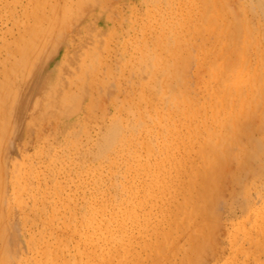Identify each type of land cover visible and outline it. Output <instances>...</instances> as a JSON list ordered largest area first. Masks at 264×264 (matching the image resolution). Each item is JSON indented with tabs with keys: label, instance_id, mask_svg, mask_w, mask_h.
Wrapping results in <instances>:
<instances>
[{
	"label": "rangeland",
	"instance_id": "rangeland-1",
	"mask_svg": "<svg viewBox=\"0 0 264 264\" xmlns=\"http://www.w3.org/2000/svg\"><path fill=\"white\" fill-rule=\"evenodd\" d=\"M191 1L0 0V86L12 87L0 120V264H139L148 255L140 264H150L157 254L151 249L170 227L164 264H189V257L192 264H264V0H218L225 13L212 8L206 18L203 1L212 0ZM35 37L42 38L36 54L22 74L13 72ZM238 75L245 82L236 87ZM222 103L229 105L224 113L216 106ZM230 114L243 126L236 140L216 127ZM197 127L210 134L198 135ZM219 134L230 139L210 180L213 224L193 218V225L205 222L200 253L172 228L173 211L192 194L188 173L202 169L204 141L211 135L213 144Z\"/></svg>",
	"mask_w": 264,
	"mask_h": 264
},
{
	"label": "bare ground",
	"instance_id": "bare-ground-1",
	"mask_svg": "<svg viewBox=\"0 0 264 264\" xmlns=\"http://www.w3.org/2000/svg\"><path fill=\"white\" fill-rule=\"evenodd\" d=\"M197 1H199V0H197ZM222 2L224 1V0H221ZM221 1H219V2H221ZM75 2V1H74ZM76 2H77V0H76ZM190 2H192L191 0H190ZM204 2V4L202 5V6H204L205 7V10H204V17L206 18L207 16H206V14H208V12H210V10H220V12H221V9H224V8H222V7H224V6H222L223 5V3H226L225 1L222 3V5H220L219 3H218V0L217 1H215V2H217L218 3V5H217V3H215L213 0H212V2H209V1H203ZM210 4H212V6L210 5ZM34 5V4H33ZM191 5V4H190ZM195 5V4H194ZM193 6V5H192ZM200 6V5H199ZM78 7V6H77ZM203 7V8H204ZM35 8H36V6H35ZM50 8H52V6L50 7ZM213 8V9H212ZM221 8V9H220ZM48 9V8H47ZM191 9V8H190ZM51 10V9H50ZM203 10V9H202ZM228 10V9H227ZM201 11V10H200ZM220 12H217L218 14L220 13ZM212 13H214V15H215V11H213ZM222 13V12H221ZM223 13H225V12H223ZM223 13H222V15H223ZM213 15V14H212ZM219 15H221V14H219ZM219 15H215V16H217V17H219L218 18V20L220 19V23H221V20H222V15H221V17L219 16ZM226 15H228V14H226ZM231 16V15H230ZM212 17V16H211ZM203 18V17H202ZM213 18V17H212ZM225 19V18H224ZM121 20V19H120ZM214 21H217L216 19H213ZM212 19H211V21H213ZM226 20V22H228V20L227 19H225ZM203 21H204V19H203ZM233 21V20H232ZM218 22V21H217ZM203 23V22H202ZM209 23V22H208ZM211 23V22H210ZM209 23V24H210ZM215 23V22H214ZM229 23V22H228ZM230 23H231V21H230ZM229 23V24H230ZM217 24V23H216ZM232 24V23H231ZM211 25H213L212 23H211ZM219 25V24H218ZM221 25V24H220ZM220 25H219V27H220ZM198 26V25H197ZM214 26V25H213ZM213 26H211V27H213ZM222 26V25H221ZM246 26V25H245ZM29 27V26H28ZM36 27V26H35ZM200 27H201V25H200ZM210 27V28H211ZM218 26H217V30H219L220 28H219ZM230 27V26H229ZM237 27H239V26H236V25H234L233 26V28H234V35H233V38L236 36V34H237ZM196 28V27H195ZM202 28V27H201ZM201 28H200V30H201ZM222 28H224V26L222 27ZM221 28V29H222ZM209 29V28H208ZM224 29H228V28H224ZM198 30H199V28H198ZM198 30H196L195 29V31H197L199 34H201L202 33V31H198ZM214 30L216 31V26H215V28H214ZM213 30V31H214ZM231 30V29H230ZM35 31V30H34ZM207 31V30H206ZM225 31V30H224ZM252 31V30H251ZM207 32H209V31H207ZM219 32V31H218ZM221 32H222V34H223V31L221 30ZM25 33H26V31H25ZM225 33V32H224ZM228 33V32H227ZM252 33V32H251ZM24 34V33H23ZM181 34H182V32H181ZM197 34V33H196ZM195 34V35H196ZM209 34H211L210 32H209ZM216 35H218V33H217V31H216V33H215ZM246 34H248V33H246ZM194 35V34H193ZM198 35V34H197ZM196 35V36H197ZM212 35H213V32H212ZM215 35V36H216ZM225 35V34H224ZM179 36H180V34H179ZM182 36V35H181ZM180 36V37H181ZM214 36V35H213ZM219 36V35H218ZM217 36V37H218ZM223 36V35H222ZM183 37V36H182ZM221 37V36H220ZM228 37H229V35H228ZM228 37H226L227 39H228ZM197 38V37H196ZM219 38V37H218ZM222 38V37H221ZM221 38H219V39H221ZM224 38V37H223ZM235 38H237V37H235ZM235 38H234V40L233 41H235ZM178 39V38H177ZM182 39V38H181ZM188 39V38H187ZM250 39V38H249ZM41 40H42V38L41 37H35V38H33L32 39V41H30V42H28L27 43V46H26V48L24 49V50H22L21 51V61H20V63L19 64H17V65H15L13 68H12V70H13V72H18V73H20V74H22L21 72L29 65V63H30V59H32L33 58V55H35L36 54V52L34 51V50H36V47H37V45L41 42ZM222 40V39H221ZM221 40L219 41V43L221 42ZM254 40V39H253ZM25 41V40H24ZM223 41H226V39H224ZM229 41V40H228ZM228 41H226L227 42V44H228ZM245 42H247V41H245ZM235 43V42H234ZM233 43V44H234ZM225 44V43H224ZM230 44V43H229ZM178 46V45H177ZM248 46V45H247ZM250 46V45H249ZM234 47V46H233ZM236 47V46H235ZM6 49V48H5ZM4 49V50H5ZM13 49V48H12ZM224 49V48H223ZM222 49V50H223ZM227 49H228V46H227ZM234 49H236V48H234ZM238 49V48H237ZM226 49H224V51H225ZM232 50V49H231ZM239 51H241L240 49H238ZM238 50H235V51H238ZM248 50V49H247ZM215 51V50H214ZM262 51H263V49H262ZM211 52L212 51H210V55L212 56L213 54H215L216 55V53L215 52H213V54H211ZM227 52V51H226ZM246 52V51H245ZM264 52V51H263ZM203 53H205V52H203ZM202 53V54H203ZM230 53V52H229ZM247 53V52H246ZM179 54V53H178ZM177 54V55H178ZM241 54V53H240ZM244 54V53H243ZM12 55V54H11ZM175 55V54H174ZM205 55V54H204ZM207 55H209V54H207ZM215 55H213V56H215ZM246 55V54H245ZM262 55V54H261ZM203 57H206V55L205 56H203ZM209 57V56H208ZM208 57H207V59H208ZM233 57V56H232ZM236 57H237V55H236ZM246 57V56H245ZM202 57H200V60H202L201 59ZM218 58V57H217ZM175 59V58H174ZM180 59V58H179ZM199 59V58H198ZM197 59V60H198ZM212 59H215V58H212ZM219 59H220V57H219ZM219 59H217V60H219ZM236 59V58H235ZM248 59V58H247ZM259 59V58H258ZM176 60V59H175ZM203 60H206L205 58L203 59ZM209 60V59H208ZM208 60H206V62H208ZM223 60V59H222ZM263 60H264V58H263ZM186 61V60H185ZM189 61V60H188ZM212 61V60H211ZM213 61H215V60H213ZM226 61V60H225ZM229 61V60H228ZM228 61H226V62H228ZM237 61V60H236ZM244 61H246L245 59H244ZM182 62V61H181ZM209 62H210V60H209ZM226 62H224V63H226ZM230 62H231V60H230ZM230 62L228 63V64H225V65H227L226 67H228V66H230L229 64H230ZM255 62V61H254ZM186 63V62H185ZM200 63V62H199ZM211 63L212 62H210L209 64L211 65ZM219 63V62H218ZM237 63H238V61H237ZM246 63H248V61L246 62ZM261 63V62H260ZM215 64H216V61L214 62V63H212V65H213V67L215 66ZM236 64V63H235ZM264 64V63H263ZM1 65V64H0ZM4 65H5V63H4ZM4 65H3V68H5L4 67ZM182 65V64H181ZM198 65V64H197ZM205 65V64H204ZM208 65V64H207ZM224 65V66H225ZM237 65V64H236ZM252 65V64H251ZM165 66V65H164ZM198 66H200V65H198ZM221 66H223V65H221ZM220 66V67H221ZM239 66V65H238ZM241 66H244V64L243 65H241ZM175 67V66H174ZM201 67V66H200ZM199 67V68H200ZM204 67V66H203ZM212 67V66H211ZM225 67V68H226ZM240 67V66H239ZM6 68H8V67H6ZM10 68V67H9ZM202 68V67H201ZM215 68V67H214ZM213 68V69H214ZM233 68H234V66H233ZM237 68V67H236ZM242 68V67H241ZM240 68V69H241ZM259 68L260 67H258L257 69L259 70ZM207 69H208V67H207ZM206 69V70H207ZM235 69V68H234ZM233 69V70H234ZM243 69V68H242ZM244 69H246V68H244ZM209 70V69H208ZM229 70V69H228ZM246 70H248V69H246ZM250 70V69H249ZM226 71V70H225ZM240 71V70H239ZM242 71V70H241ZM245 71V70H244ZM257 71V70H256ZM210 72V71H209ZM216 72V71H215ZM217 72H218V70H217ZM222 73H223V71H221ZM249 72V71H248ZM259 72L260 73H262L261 72V70H259ZM246 73V72H245ZM210 74V73H209ZM215 74H217V73H215ZM224 74V73H223ZM222 74V75H223ZM226 74V73H225ZM234 74V73H233ZM239 74L241 75V73L239 72ZM247 74V73H246ZM252 74V73H251ZM250 74V75H251ZM256 73L254 72V75H255ZM9 75V74H8ZM8 75H6V77L8 76ZM222 75H220V73H219V75L217 74V76H221L220 78L219 77H217V78H215V79H220V80H224V78H222ZM230 75V74H229ZM243 75V74H242ZM108 76V75H107ZM243 76H245V75H243ZM209 77H211V76H209ZM237 77V76H236ZM248 77H253V75L252 76H248ZM222 78V79H221ZM226 78H228V76L226 77ZM232 78V77H231ZM233 78H235V77H233ZM242 78V77H241ZM215 79H213V81L215 80ZM251 79H253V78H251ZM2 81V80H1ZM6 81V80H5ZM225 81V80H224ZM223 81V82H224ZM249 81H250V78H249ZM249 81H247L246 80V82H249ZM7 82V81H6ZM11 82V81H10ZM210 82H212V81H208V83H210ZM219 82V84H220V81H218ZM222 81H221V83H223ZM233 82L235 83V86L236 87H238V85H236V84H239L240 86H241V84H243V82H245L244 80H242V79H240L239 78V75H238V77L235 79V81L233 80ZM253 82V80L251 81V83ZM1 83V82H0ZM8 83H9V81H8ZM207 83V84H208ZM213 83V82H212ZM211 83V84H212ZM225 83H227V79H226V82ZM251 83H247V84H251ZM2 84V83H1ZM215 84H218V83H215ZM218 84V86L220 87L221 85H219ZM254 83H252V85H253ZM257 83H256V81H255V85H256ZM9 87H7V86H4V85H1L0 86V100H2L4 97H5V95L6 94H4V93H6V91H8L7 89H11L12 87H11V83H9ZM214 85V84H213ZM225 85V84H224ZM227 85H229L228 83H227ZM226 85V86H227ZM252 85H250V86H252ZM212 86V85H211ZM239 86V87H240ZM260 85H259V83H258V86H256V88H254V89H257V91H259V89L257 88V87H259ZM262 86V85H261ZM210 87V86H209ZM213 87V86H212ZM222 87V86H221ZM220 87V88H221ZM228 87V86H227ZM230 87V86H229ZM235 87V88H236ZM253 87H254V85H253ZM252 87V88H253ZM262 87H264V86H262ZM261 87V88H262ZM6 88V89H5ZM215 88H217L216 86H215ZM224 88V87H223ZM209 89V88H208ZM165 90H167V89H165ZM214 90V89H213ZM216 90V89H215ZM226 90H228V89H226L225 88V90H223V91H226ZM230 90H232V88H230ZM243 89H241L240 88V90L238 89V90H235L237 93H238V95L239 94H241L242 92H240V91H242ZM11 91V90H10ZM210 91V90H209ZM216 91H218V90H216ZM239 91V92H238ZM220 91H218V93H219ZM261 92V91H260ZM9 93V92H8ZM210 93V92H209ZM230 93H232L231 91H230ZM234 93V92H233ZM233 93L232 94H229V91H228V93L227 94H229V97H230V95H233ZM262 93V92H261ZM220 94V93H219ZM219 94H216V96H218ZM224 94V93H223ZM226 93H225V95H227ZM8 95V94H7ZM209 95H211V94H209ZM242 96H243V94H241ZM241 95H239V99L240 98H243V97H241ZM260 95V94H259ZM228 96V95H227ZM212 97H215V94H214V96L212 95ZM211 97V98H212ZM224 97V96H223ZM236 97H238V96H236ZM246 97V96H245ZM12 98V97H11ZM10 98V99H11ZM211 98H209V99H211ZM219 98V97H218ZM263 98H264V96H263ZM5 99V98H4ZM208 99V100H209ZM214 99V98H213ZM227 99V98H226ZM229 99V101H228V103L230 102V98H228ZM245 99V98H244ZM236 100H238V99H236ZM235 100V101H236ZM248 100H250V99H248ZM210 101V100H209ZM239 101V100H238ZM246 101V100H245ZM252 101V100H251ZM204 102V101H203ZM215 102V101H214ZM214 102H212L213 104H214ZM232 102H234V100L232 101ZM253 102V101H252ZM8 102L6 101V99L4 100V101H0V120L1 119H7V118H3V114L5 115V113H6V117H7V111H4V112H2L3 110L2 109H4L3 107L7 104ZM228 103H224L225 104V106H224V104L222 103V105L220 104V105H216L217 107H219V110L221 111V113H224L223 112V110L222 109H224L223 107H226V105L228 104ZM231 103V102H230ZM238 103V102H237ZM244 104H245V102H243ZM246 103H249L248 105H246V106H243L244 108L245 107H248L249 105H250V101H246ZM205 104V103H204ZM239 104V103H238ZM242 103H240V105H241ZM240 105H237V106H240ZM189 106V105H188ZM207 106H209V104L207 105ZM214 106V105H213ZM228 106V109H229V105H227ZM234 106H235V108H236V105H235V103L233 104V109L235 110V108H234ZM241 106V108H243ZM264 106V105H263ZM194 107V106H193ZM198 107V106H197ZM205 108H206V106H204ZM204 107H202V109H201V111H205V108ZM190 108H192L191 106H190ZM189 108V109H190ZM199 108V107H198ZM209 108L210 107H208V110H209ZM211 108H212V106H211ZM222 108V109H221ZM227 108V107H226ZM238 108V107H237ZM251 108V107H250ZM187 109V108H186ZM188 109V110H189ZM227 109V110H228ZM191 110V109H190ZM189 110V111H190ZM194 110V109H193ZM192 110V111H193ZM199 110V109H198ZM207 110V111H208ZM214 110V109H213ZM225 110V109H224ZM234 110H233V112H234ZM253 110H255V109H253ZM197 111V110H196ZM201 111H197L195 114H194V116L196 115V117H198L197 116V114L199 113V112H201ZM207 111H205V112H207ZM216 111V110H215ZM218 111V110H217ZM244 111H246V110H244ZM191 112V111H190ZM194 112H195V110H194ZM193 112V113H194ZM232 112V113H233ZM252 112H254V111H252ZM251 112V113H252ZM180 113V112H179ZM218 113V112H217ZM235 113V112H234ZM201 114V113H200ZM199 114V115H200ZM216 114V113H215ZM243 114V113H242ZM248 114H249V112H248ZM189 115V117H190V114H188ZM202 115H204L203 113H202ZM206 115H208V114H206ZM210 113H209V117H210ZM217 115V114H216ZM223 115V114H222ZM230 115H232V116H230ZM230 115H228V116H226V117H228V118H223V119H227V121L226 122H224L223 123V126L221 125V123H220V121L219 122H217V118H215V123H220V125L219 126H216L217 128H220V127H223L224 128V126H225V129H223L222 128V130L224 131V130H226L227 132H230L231 133V135L234 133V136H235V138H234V140H236V138H237V136H236V134H238L240 131H241V129H243V126L241 127L240 126V123H239V120L240 119H238V118H236V119H234L233 118V114H230ZM235 115V114H234ZM236 115H238V112L236 113ZM235 115V116H236ZM241 115V114H240ZM185 116V115H184ZM213 116V115H212ZM234 116V117H235ZM245 117H246V113H245V115H244ZM251 116V115H250ZM196 117H194V120H192V118H193V116H192V118H190V120L193 122H196L195 120H196ZM213 117H215V115L213 116ZM201 118V117H200ZM239 118H241V116L239 117ZM203 119V118H202ZM201 119V120H202ZM208 119V118H207ZM244 119V118H243ZM204 120V119H203ZM210 120H212V119H210ZM219 120H221V119H219ZM198 121V120H197ZM213 121V120H212ZM222 121V120H221ZM243 121V120H242ZM188 122H190L189 120H188ZM192 122H190L191 123V126L193 127L194 125H192L193 123ZM202 123V121H200V124ZM209 123V122H208ZM211 123V122H210ZM214 123V122H213ZM195 124V123H194ZM200 124H198L199 125V127H200ZM204 124H206V123H204ZM203 124V125H204ZM225 124V125H224ZM196 125V124H195ZM197 125V126H198ZM202 125V126H203ZM209 125V124H208ZM214 125V124H213ZM212 125V126H213ZM230 125V126H229ZM232 125H234V129L233 130H231L230 129V127H232ZM3 126H5V125H3ZM215 126H213V127H215ZM195 127V126H194ZM206 127H208L209 128V126H206ZM212 127V128H213ZM215 127V128H216ZM1 128V127H0ZM2 129V128H1ZM6 128H3L2 130L5 132L6 130H5ZM193 129V128H192ZM191 129V130H192ZM198 131H195V132H197L198 133V135H201V133L203 132V133H205L203 130H199V128L197 127L196 128ZM252 129V128H251ZM208 129H206V131H207ZM210 130H212L211 129V127H210ZM214 130H216V129H214ZM219 130V129H218ZM213 131V130H212ZM225 131V132H226ZM199 132H201V133H199ZM218 132V131H217ZM221 132V131H220ZM219 132V133H220ZM226 132V133H227ZM202 133V134H203ZM224 133V132H223ZM222 133V134H223ZM225 133V134H226ZM189 134H190V132H189ZM189 134H187V135H189ZM194 134V132L192 131V135ZM206 134V133H205ZM207 134H210V133H207ZM206 134V135H207ZM216 134H218V133H216V131H215V136H216ZM229 134V133H228ZM1 135V134H0ZM192 135H190V136H192ZM195 135H197V134H195ZM212 135V134H211ZM209 136V138L210 137H212V136ZM221 134H219V136H220ZM230 135V134H229ZM228 135V136H229ZM239 135H240V133H239ZM3 136V135H2ZM189 136V137H190ZM202 136H205V135H202ZM201 136V137H202ZM208 136V135H207ZM218 135H217V137H219ZM227 135H222V136H220V137H222L221 139L219 138V140H216V142L214 143L213 141V144H211V142H210V140H209V138L207 139L208 140V142H207V140L206 141H204L203 139H201V140H203L204 141V146H206V152H205V150H203L202 152L200 151V160L199 159H197V160H199V161H202V162H200L201 164L200 165H202L203 167H202V169L200 170V171H195V169H193L192 170V167H191V170H192V176L194 177V179H193V181H192V176H191V178H190V172L188 173V176H189V179H188V176L186 177L187 179H188V185L186 186V188H187V190L189 191V192H192V194L191 193H189L188 195V198L187 199H185V202H184V199H183V203H182V205H184V207L182 206V207H179V205L177 206V211H176V209H175V213H174V211H173V216L175 217V219H174V217H173V222H172V228H176V229H179V228H181L182 230H180L181 232H180V234H179V236H181L182 238L183 237H188L189 239H187V241L188 240H190L191 239V242H193L194 243V246H193V248L194 249H199V247H200V244L202 243H200L199 241L200 240H202L203 238H204V240L206 241V240H208V239H206V237H207V235H206V230L205 231H203L204 229H202L203 228V225H201V222L203 223V221H200L199 220V222H197L196 224H194L193 225V223L195 222L194 220H193V218L195 217V216H200L201 218H199V219H201V220H205V222L208 220L209 222H211L212 221V218L213 217H211V219L209 220L208 219V216L209 215H211V213H209L208 212V204L210 203V197H213V196H211L212 195V193H213V190H214V184L213 183H210V180L212 179H214V177H216V175H217V169H218V166L219 165H222L221 163H223L224 162V160H225V157H226V155H227V153L228 152H225L226 150V147H225V149L222 151V153L224 152L225 153V155H224V153H223V156H225V157H223L222 156V153H221V149H220V147H221V145L224 143V142H226V141H229V137H228ZM184 137V136H183ZM188 137V138H189ZM193 138H196L194 135L192 136ZM192 137H190L191 139H192ZM198 137V136H197ZM229 138V139H228ZM178 139V138H177ZM183 139V138H182ZM199 139H200V137H199ZM193 140H195V142H196V139H193ZM192 140V142H194ZM200 140V141H201ZM232 140H233V138H232ZM182 141V140H181ZM184 141V140H183ZM178 142V141H177ZM188 142V141H187ZM195 142H194V144H195ZM205 142H206V144H205ZM234 142V141H233ZM240 142V141H239ZM184 143V142H183ZM186 143V142H185ZM197 143V142H196ZM209 143V144H208ZM227 143V142H226ZM191 144V143H190ZM201 144H203V143H201ZM225 144V143H224ZM228 144V143H227ZM237 144H238V142H237ZM181 145V144H180ZM183 145V144H182ZM181 145V146H182ZM199 145V144H198ZM233 145V144H232ZM239 145V144H238ZM253 145V144H252ZM178 146V145H177ZM203 145H202V147L203 148H205ZM225 146V145H224ZM234 146V145H233ZM236 147H237V145H236ZM242 147V146H241ZM243 148H244V146H243ZM247 148V147H246ZM184 149V148H183ZM220 149V150H219ZM229 149H230V147H229ZM187 150V149H186ZM185 150V151H186ZM241 150V149H240ZM229 151V150H228ZM182 152V151H181ZM243 151H241V153H242ZM207 153V154H206ZM186 154H188V153H186ZM198 154V153H197ZM249 154V153H248ZM185 155V154H184ZM209 155V156H208ZM219 155V156H218ZM221 155V156H220ZM244 155V154H243ZM185 157V156H184ZM188 157V156H187ZM197 157V156H196ZM220 157V158H219ZM223 157V158H222ZM244 157V156H243ZM242 157V158H243ZM259 157H260V155H259ZM224 159V160H222V159ZM188 160V159H187ZM186 160V161H187ZM181 161H183V160H181ZM180 161V162H181ZM0 164H1V161H0ZM186 164V163H185ZM196 165V164H195ZM175 166H177V165H175ZM192 166V165H191ZM184 167V166H183ZM177 168V167H176ZM179 168V167H178ZM180 168H181V166H180ZM188 168H190V165L188 166ZM195 168V167H194ZM197 168V167H196ZM213 168V169H212ZM174 169V168H173ZM180 170H182V169H180ZM214 171V174L215 175H213L211 172H213ZM177 172H181V171H177ZM176 172V173H177ZM186 172V171H185ZM200 173H204V175H200ZM181 174V173H180ZM179 174V175H180ZM183 174H185L184 172H183ZM196 174V175H195ZM212 174V175H211ZM187 175V174H186ZM185 175V176H186ZM261 176V175H260ZM256 177V176H255ZM179 178V177H178ZM182 178H183V176H182ZM199 181H198V180ZM220 179V178H219ZM218 179V180H219ZM180 180V179H179ZM217 180V179H216ZM168 181V180H167ZM171 181H173L172 179H171ZM177 181V180H176ZM181 181V180H180ZM185 181V180H184ZM174 182V181H173ZM179 182V181H178ZM217 182V181H216ZM166 183H171V182H166ZM161 184H163V183H161ZM173 185H174V183H172ZM159 185V184H158ZM165 185V184H164ZM171 185V184H170ZM181 185V184H180ZM177 186H178V184H177ZM176 186V187H177ZM161 187V186H160ZM170 187V186H169ZM169 187H168V189H169ZM159 188V187H158ZM165 188V187H164ZM164 188H162V192H164L163 190H164ZM179 188V187H178ZM182 189H183V187H181ZM167 189V190H168ZM176 189V188H175ZM257 189H258V187H257ZM166 190V189H165ZM186 190V191H187ZM171 191V190H170ZM172 192H173V190H172ZM175 192V191H174ZM264 192V191H263ZM178 194H179V191L177 192ZM185 193V192H184ZM183 193V194H184ZM165 194V193H164ZM173 194V193H172ZM182 194V196H185V194L183 195ZM248 194V193H247ZM167 195H168V193H167ZM174 195V194H173ZM175 195H176V193H175ZM249 195V194H248ZM163 196V195H162ZM165 196V195H164ZM263 196V195H262ZM170 197V196H169ZM173 197V196H172ZM247 197V196H246ZM181 199V198H180ZM167 200V199H166ZM173 200H175V199H173L172 198V200L171 201H173ZM177 200V199H176ZM249 202V201H248ZM168 203V202H167ZM172 203V202H171ZM170 204V203H169ZM177 204V203H176ZM181 205V204H180ZM170 205H168L167 207H169ZM234 206V205H233ZM173 209V208H172ZM209 211H211V209L209 210ZM263 211H264V209H263ZM259 213V212H258ZM172 214V213H171ZM170 214V215H171ZM251 214V213H250ZM253 215V214H252ZM169 216V215H168ZM168 216H167V218H168ZM255 216V215H254ZM249 217V216H248ZM1 221V220H0ZM169 222H171L170 221V217H169V220H168V223ZM205 222L203 223V224H205ZM209 222L207 223V224H209ZM262 222V221H261ZM212 224H213V222H211ZM263 223H264V221H263ZM206 224V228H207V225ZM252 224H254L253 222H252ZM252 224H251V226H252ZM168 225V224H167ZM209 225H211V224H209ZM244 226V225H243ZM2 227V226H1ZM169 227H170V225H169ZM169 227H167L168 229H169ZM193 227V228H192ZM209 227V229L208 230H210L211 229V226H208ZM213 227V226H212ZM256 227V226H255ZM190 228H192L193 229V231L191 232V229ZM245 228V227H244ZM238 229V228H237ZM242 229V228H241ZM260 229V228H259ZM167 230V229H166ZM172 230L173 229H171V227H170V229L168 230V231H163L164 232V234L163 235H161V237H162V241H160V242H156L155 243V246H154V248H152L151 250L153 251L154 250V252H157V254L155 253H153L154 255H156V256H153L152 258H150L149 260L151 261V263L150 264H164V263H162V262H165L164 261V259H165V257L168 259V257L166 256V255H168L166 252H169V251H171V249H168V250H166V248H168V247H171V246H167V243L169 244V242H170V244L172 245V241H171V234H172ZM254 230V229H253ZM176 231V230H175ZM185 231V232H184ZM188 231H190L189 232V234H186L185 235V233L186 232H188ZM197 231V232H196ZM246 231V230H245ZM244 231V232H245ZM173 232H174V230H173ZM177 232V231H176ZM184 232V233H183ZM204 232V233H203ZM209 232V231H208ZM256 232V231H255ZM258 232V231H257ZM263 232V231H262ZM246 233V232H245ZM239 234V233H238ZM240 234H242V233H240ZM247 234H248V232H247ZM261 234V233H260ZM183 235V236H182ZM189 235H190V237H189ZM237 235V234H236ZM258 235V234H257ZM262 235H264V233L262 234ZM175 236H176V233H175ZM178 236V237H179ZM243 236V235H242ZM245 236V235H244ZM251 236V235H250ZM261 236V235H260ZM160 237V236H159ZM180 237V239H182ZM246 237V236H245ZM262 237V236H261ZM249 238V237H248ZM258 238H259V236H258ZM3 239V238H2ZM175 239V238H174ZM243 239V238H242ZM255 239V238H254ZM158 240V239H157ZM178 240H179V238H178ZM183 240H184V238H183ZM182 240V241H183ZM155 241H156V239H155ZM180 241V240H179ZM186 241V242H187ZM203 241V240H202ZM241 241V240H240ZM247 241V240H246ZM256 241H258L257 239H256ZM256 241H254L255 243H256ZM188 242H190V241H188ZM252 242V241H251ZM3 243V242H2ZM151 243V242H150ZM149 243V244H150ZM204 243H206V242H204ZM234 243V242H233ZM241 243V242H240ZM254 243V244H255ZM263 243V242H262ZM252 244V243H251ZM145 245V244H144ZM144 245L142 246V247H144ZM151 245V244H150ZM232 245V244H231ZM146 247H147V245H145ZM153 246V245H152ZM167 246V247H166ZM237 246V245H236ZM239 246H240V244H239ZM150 246H148L146 249H148ZM166 247V248H165ZM180 247V246H179ZM187 247V246H186ZM232 247V246H231ZM234 247L235 246H233L232 248L234 249ZM172 248V247H171ZM181 248V247H180ZM191 248V247H190ZM231 248V249H232ZM236 248H239V247H236ZM194 249H191L192 251H194ZM239 249H241V248H239ZM243 249V248H242ZM0 250H2V249H0ZM141 250L143 251V250H145V249H142L141 248ZM150 250V249H149ZM150 250V251H151ZM189 250V249H188ZM200 250V249H199ZM198 250V252H196L195 254H199V252L201 251H199ZM3 251V250H2ZM185 251H187V250H185ZM190 251V250H189ZM245 251H247V250H245ZM250 251V250H249ZM139 252V251H138ZM144 252V251H143ZM118 253V252H117ZM121 253V252H120ZM119 253V254H120ZM145 253V252H144ZM148 253H150V252H148ZM147 253V254H148ZM170 253V252H169ZM191 251H190V255L189 256H191ZM194 253V252H193ZM200 253H202V251L200 252ZM242 253V252H241ZM123 254V256L125 255L124 253H122ZM143 254V253H142ZM197 254V255H198ZM261 254V253H260ZM139 255V254H138ZM151 255V254H150ZM174 255H175V253H174ZM259 255V254H258ZM118 256V255H117ZM176 256H177V254H176ZM175 256V257H176ZM182 256V255H181ZM181 256H180V258H181ZM193 256V255H192ZM195 256V255H194ZM199 256H201V255H199ZM233 256V255H232ZM249 254H248V258H249ZM256 256V255H255ZM260 256V255H259ZM0 257H2L1 255H0ZM112 257V256H111ZM114 257V256H113ZM112 257V258H113ZM121 256H119V259H121L120 258ZM150 256L148 255V256H146L145 257V259H143V260H145L146 261V258H149ZM172 257H173V255H172ZM110 258V256L107 258V259H109ZM187 258V257H186ZM190 258L191 257H189L188 259L190 260ZM253 258H255V257H253ZM116 259H118V257L117 258H115L114 260H116ZM124 260H125V258H123ZM186 260L189 264H192V262L194 261V260H192V261H189V260ZM194 259V258H193ZM261 259V258H260ZM0 260H2L1 258H0ZM113 260V259H112ZM143 260H140V263H142L141 261H143ZM3 261V260H2ZM117 261V260H116ZM122 261V260H121ZM120 261V262H121ZM139 261V260H138ZM167 261V260H166ZM196 261H197V258H196ZM240 261V260H239ZM105 262V261H104ZM119 262V261H118ZM108 263L109 264H116V263H113V261H108ZM107 263V264H108ZM124 263V262H123ZM137 263H139V262H137ZM139 263V264H140ZM171 263H173V262H171ZM234 263V262H233ZM246 263V262H245ZM258 263V262H257ZM264 263V262H263ZM101 264V263H100ZM117 264H119V263H117ZM125 264V263H124ZM174 264V263H173ZM179 264V263H178ZM181 264H182V262H181ZM194 264H196L195 262H194ZM247 264V263H246ZM261 264V263H260Z\"/></svg>",
	"mask_w": 264,
	"mask_h": 264
}]
</instances>
